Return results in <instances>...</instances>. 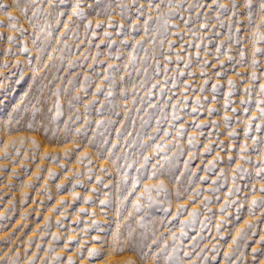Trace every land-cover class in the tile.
Listing matches in <instances>:
<instances>
[{
  "label": "rangeland",
  "instance_id": "374dc122",
  "mask_svg": "<svg viewBox=\"0 0 264 264\" xmlns=\"http://www.w3.org/2000/svg\"><path fill=\"white\" fill-rule=\"evenodd\" d=\"M261 3L0 0V264H264Z\"/></svg>",
  "mask_w": 264,
  "mask_h": 264
},
{
  "label": "snow or ice",
  "instance_id": "6c2138e0",
  "mask_svg": "<svg viewBox=\"0 0 264 264\" xmlns=\"http://www.w3.org/2000/svg\"><path fill=\"white\" fill-rule=\"evenodd\" d=\"M260 8H261V11H264V3H261ZM9 18L11 19V17H9ZM9 39H11V37H9ZM262 89H264V86H262ZM262 113H264V110H262ZM147 160H148V158L145 157V162H147ZM155 174H156L155 172L152 173L153 176H154ZM156 187H157L158 190H159V189L162 188L163 186H162V185H159V186H156ZM255 203H256V202L253 201V204H255ZM90 254H92V253H90Z\"/></svg>",
  "mask_w": 264,
  "mask_h": 264
}]
</instances>
